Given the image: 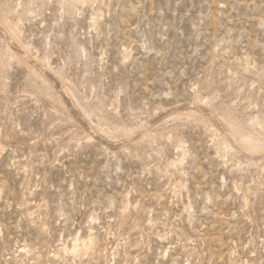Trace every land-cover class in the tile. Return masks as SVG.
<instances>
[{"label":"rangeland","instance_id":"rangeland-1","mask_svg":"<svg viewBox=\"0 0 264 264\" xmlns=\"http://www.w3.org/2000/svg\"><path fill=\"white\" fill-rule=\"evenodd\" d=\"M94 3L0 0V264H264V0Z\"/></svg>","mask_w":264,"mask_h":264},{"label":"bare ground","instance_id":"bare-ground-1","mask_svg":"<svg viewBox=\"0 0 264 264\" xmlns=\"http://www.w3.org/2000/svg\"><path fill=\"white\" fill-rule=\"evenodd\" d=\"M96 0H70V4L73 5L75 8H78L80 5H84V4H95ZM93 3V4H92ZM2 23V22H1ZM3 25L5 26V28H7L10 32V35H12L13 37H15V40L19 41L18 35L15 32V23L13 21H8V19H4ZM96 25V23H95ZM11 36V37H12ZM20 42V41H19ZM21 44V42H20ZM24 48V47H23ZM26 48V47H25ZM27 49V48H26ZM242 57V56H241ZM16 58L15 54L12 53V51L8 48L7 51L5 52V56L4 57H0V79L1 81L3 80V72L5 71L6 67L9 66L12 62V60H14ZM49 58V57H48ZM18 59V58H16ZM243 59V58H242ZM19 60V59H18ZM245 60V59H244ZM243 60V61H244ZM22 61V60H21ZM245 62V61H244ZM248 67V64H246ZM245 65V66H246ZM246 67V69H247ZM236 68V67H235ZM245 69V68H244ZM30 70V69H29ZM33 73V72H32ZM31 76V75H30ZM36 76V74H35ZM38 77V76H36ZM34 78V77H33ZM39 78V77H38ZM43 85V84H42ZM45 85V84H44ZM48 85V84H47ZM68 90V89H67ZM72 90V89H71ZM50 91V90H49ZM69 91V90H68ZM51 94V92H50ZM53 94V93H52ZM47 95V94H46ZM72 95V94H71ZM57 96V95H56ZM74 96V95H73ZM78 96V95H77ZM76 99V98H75ZM99 99V98H98ZM61 100V99H60ZM101 100V99H100ZM79 102V101H78ZM55 104V103H54ZM77 105V104H76ZM100 105H94L92 109H101ZM80 107V106H79ZM85 110V109H84ZM229 111V110H228ZM85 112V111H84ZM217 112V111H216ZM82 113V112H81ZM222 113V112H221ZM224 113V112H223ZM233 113V112H232ZM230 114V113H229ZM85 115V114H84ZM220 115V114H219ZM232 115V114H231ZM68 116V115H67ZM178 116V115H177ZM196 116V115H195ZM198 116V115H197ZM185 117V116H184ZM188 117H193L192 113H190L188 115ZM200 117V116H199ZM198 117V119H199ZM222 118L224 119V121L227 123V125L230 128L231 134L233 136V138L235 139V141H237L238 143H240V145L247 151H250L252 153H258L262 150H264V129H262L263 127L261 126L262 124L257 123L253 124L252 126H250L249 128H244L240 125L237 124L236 121H234V119L230 116V115H223ZM205 120V119H204ZM222 120V119H221ZM259 121V120H258ZM115 128V127H114ZM117 129V128H116ZM130 129V128H129ZM131 130V129H130ZM171 130V129H170ZM126 132V131H125ZM216 133V131H215ZM121 134V133H119ZM106 135V134H105ZM118 135V134H117ZM123 135V134H122ZM126 135V134H125ZM116 136V135H115ZM121 136V135H120ZM118 137V136H117ZM151 139V138H150ZM217 139V138H216ZM220 139V138H219ZM182 141V140H181ZM175 142V141H174ZM219 142V140H218ZM182 143V142H181ZM222 143V142H221ZM224 143V142H223ZM183 144V143H182ZM230 144V143H229ZM227 146V145H226ZM180 147V146H179ZM228 148V147H227ZM219 151V150H218ZM226 152V151H225ZM235 153V152H234ZM176 163V162H175ZM177 165V164H176ZM175 166V165H174ZM177 168V166H176ZM93 241V239H92ZM87 243V242H86ZM89 243V242H88ZM93 243V242H92ZM89 245V244H88ZM83 246V245H82ZM82 249V248H81Z\"/></svg>","mask_w":264,"mask_h":264}]
</instances>
